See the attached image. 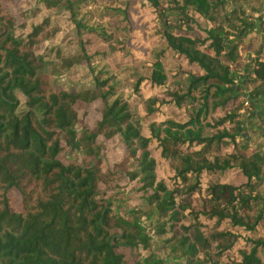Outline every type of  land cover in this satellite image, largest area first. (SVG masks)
Returning a JSON list of instances; mask_svg holds the SVG:
<instances>
[{
    "label": "trees",
    "instance_id": "1",
    "mask_svg": "<svg viewBox=\"0 0 264 264\" xmlns=\"http://www.w3.org/2000/svg\"><path fill=\"white\" fill-rule=\"evenodd\" d=\"M139 1L160 39L134 91L165 87L166 54L184 62L163 104L188 105L197 134L153 123L147 136L159 98L143 116L109 70ZM96 3L0 0V264H264V0ZM74 72L91 81H65ZM115 139L125 156L104 170ZM229 172L245 182L213 178Z\"/></svg>",
    "mask_w": 264,
    "mask_h": 264
},
{
    "label": "rangeland",
    "instance_id": "2",
    "mask_svg": "<svg viewBox=\"0 0 264 264\" xmlns=\"http://www.w3.org/2000/svg\"><path fill=\"white\" fill-rule=\"evenodd\" d=\"M7 1V0H6ZM36 0H24V7L31 8ZM96 8H101L102 6H113V2H116L119 6H123V0H96ZM133 13H131V37L130 42H127L126 39L123 40L126 42L125 45H122L124 41H120V43H114L113 47L117 51L110 55L108 60L109 70L114 75H116V79L118 82H122V90L126 95V99H128L133 106L137 107L140 113L143 116H146L145 105L146 102L151 100L154 97L159 98V102L155 108H157V113L154 114L153 117L148 118L146 120L145 126V134L150 136L149 127L151 124L155 123L157 125L161 124H171L173 127L171 131L177 132V129L174 126H184V130H180L181 133L191 132L192 134H197L198 129H194L187 125L190 122V111L188 105L176 106L174 103H169L170 98L167 99L166 103L163 104L165 97L164 91L165 89H169L171 92H174L177 87V82L179 77H176V73L179 68L186 70L183 66L184 62L175 61L173 56L166 54L163 59L164 70L167 76V82L165 87H156L151 88L147 85L140 86V94H137L134 91V84L136 83L139 76L150 75L151 69L150 65L152 64L153 57L157 53V48L155 44L159 42V36L157 35L158 23H157V15L154 9H152L149 4H144L139 1L136 5L132 7ZM197 21L201 23L203 28H205V22L197 18ZM264 29V26H263ZM199 29H197V32ZM203 35L202 32H200ZM66 34H63L55 43L52 45H48L47 48L51 47H63L65 46ZM120 37L119 34H115L114 38L116 41ZM262 39V40H261ZM263 41V36L259 34L258 39L255 40L254 44L258 46ZM243 56L252 55L253 50H243ZM181 70V69H180ZM67 82H79V83H87L90 82L91 79L89 76H86L85 73L82 72H74L71 77H68ZM90 117L84 116V120L86 123H90ZM207 124L205 122L202 123L204 127V134H208L210 130L208 127H205ZM166 126H164V129ZM157 145L153 144L152 149H156ZM105 163L104 170L108 168H112L113 166L119 164L125 156V147L122 145L119 139H115L112 142L105 144ZM156 156V153H155ZM159 174L161 178L170 180L172 178V172L170 167L163 163L159 168ZM213 178L220 179L223 183H236L242 184L245 182V179L242 175L237 172H229L225 175L216 176ZM210 177L204 175L203 177V192L206 190V186L210 181ZM124 184V188H126V192H129L132 189V185ZM138 199L136 197L127 198L130 203H134V200ZM264 258V256H263Z\"/></svg>",
    "mask_w": 264,
    "mask_h": 264
}]
</instances>
